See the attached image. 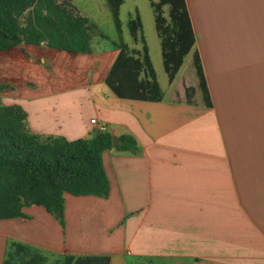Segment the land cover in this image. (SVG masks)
I'll return each instance as SVG.
<instances>
[{
	"label": "crops",
	"instance_id": "1",
	"mask_svg": "<svg viewBox=\"0 0 264 264\" xmlns=\"http://www.w3.org/2000/svg\"><path fill=\"white\" fill-rule=\"evenodd\" d=\"M66 1L97 29L82 7ZM185 4L195 38L190 52L199 56L208 105L197 78L185 81L181 67L171 82L164 70L158 75L135 6L124 22L121 6L117 23L110 12L111 20L122 35L138 14L162 91L158 102L119 99L105 84L119 46L140 50L129 31L128 42L93 36L87 54L44 44L0 50V101L26 113L31 133L85 139L97 132L89 123L95 118L117 144L129 135L138 146L134 153L112 147L102 154L105 198L64 194L63 225L41 206L24 208L25 218L0 220V264L10 243L52 260L264 264V0Z\"/></svg>",
	"mask_w": 264,
	"mask_h": 264
},
{
	"label": "trees",
	"instance_id": "2",
	"mask_svg": "<svg viewBox=\"0 0 264 264\" xmlns=\"http://www.w3.org/2000/svg\"><path fill=\"white\" fill-rule=\"evenodd\" d=\"M106 2L117 23L118 9L124 0ZM149 6L160 42L162 67L171 82L195 41L185 0H149ZM127 26L134 44L139 42L141 49L129 52L126 46H119L120 54L105 84L119 99L158 102L162 91L137 13ZM93 36L102 37L66 0H0V50L44 44L54 50L87 54ZM192 63L202 100L208 105L197 52L193 53ZM194 92L193 88L185 89L188 103ZM110 149L112 136L106 132L72 141L31 133L26 113L18 106L0 101V220L25 218L24 208L41 206L63 225L64 194L105 198L109 186L102 154ZM114 149L134 153L138 146L133 137L122 135ZM30 249L10 243L2 264H44L45 258L30 255ZM63 259L64 264H109L104 256H64Z\"/></svg>",
	"mask_w": 264,
	"mask_h": 264
},
{
	"label": "rangeland",
	"instance_id": "3",
	"mask_svg": "<svg viewBox=\"0 0 264 264\" xmlns=\"http://www.w3.org/2000/svg\"><path fill=\"white\" fill-rule=\"evenodd\" d=\"M74 1L78 4L79 8L82 7L81 9H84L87 12L90 18V21L97 25L98 32L107 38L106 39L107 42L114 41L118 43L120 42L121 38L125 42L129 41V38H128L129 35H128L127 29L125 28L122 29V35L118 34L117 31L115 30V27L113 26V23L111 20L112 18L111 13H110L111 11H109V9L106 10V8H103L101 10L99 8L97 9V7L99 6L107 7L108 5H107L106 0H74ZM134 6L137 7L141 13L142 23H143V32H144L145 39L148 43V47L150 50V55L152 58L154 68L157 71L159 76L163 75V68L161 65V58L159 54V39L156 35L154 26L152 23L153 14L151 12V8L149 7V0H124L123 5H121L120 7V19L122 22H124L127 18V13L132 11ZM97 37L100 38L99 36ZM100 40L102 39H99V41ZM103 43H105L104 40H103ZM138 48L141 49V47H138ZM180 73H181L180 75L185 79V81H187L189 77H193V79H195L196 81L191 52L185 56L183 60V64L181 66ZM162 85L164 86L165 83L162 82ZM29 251H30V255L44 257L45 258L44 264H64L65 263V259L62 258V259L52 260L48 257V255L44 254L42 251H39L37 249L31 248Z\"/></svg>",
	"mask_w": 264,
	"mask_h": 264
},
{
	"label": "built area",
	"instance_id": "4",
	"mask_svg": "<svg viewBox=\"0 0 264 264\" xmlns=\"http://www.w3.org/2000/svg\"><path fill=\"white\" fill-rule=\"evenodd\" d=\"M90 125L95 126L97 132H106V127L103 124L98 123L95 118L89 120Z\"/></svg>",
	"mask_w": 264,
	"mask_h": 264
},
{
	"label": "water",
	"instance_id": "5",
	"mask_svg": "<svg viewBox=\"0 0 264 264\" xmlns=\"http://www.w3.org/2000/svg\"><path fill=\"white\" fill-rule=\"evenodd\" d=\"M117 144V139L115 137H112V147H115Z\"/></svg>",
	"mask_w": 264,
	"mask_h": 264
}]
</instances>
